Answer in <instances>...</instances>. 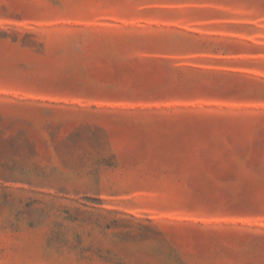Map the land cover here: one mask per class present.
I'll return each mask as SVG.
<instances>
[{
	"label": "rangeland",
	"instance_id": "1",
	"mask_svg": "<svg viewBox=\"0 0 264 264\" xmlns=\"http://www.w3.org/2000/svg\"><path fill=\"white\" fill-rule=\"evenodd\" d=\"M0 264H264V0H0Z\"/></svg>",
	"mask_w": 264,
	"mask_h": 264
}]
</instances>
